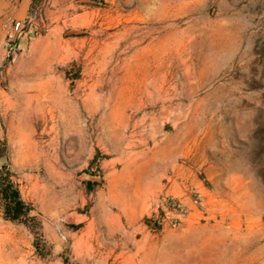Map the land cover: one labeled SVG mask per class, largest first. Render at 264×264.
<instances>
[{
    "label": "rangeland",
    "instance_id": "obj_1",
    "mask_svg": "<svg viewBox=\"0 0 264 264\" xmlns=\"http://www.w3.org/2000/svg\"><path fill=\"white\" fill-rule=\"evenodd\" d=\"M0 172V264H264V0H0Z\"/></svg>",
    "mask_w": 264,
    "mask_h": 264
},
{
    "label": "trees",
    "instance_id": "obj_2",
    "mask_svg": "<svg viewBox=\"0 0 264 264\" xmlns=\"http://www.w3.org/2000/svg\"><path fill=\"white\" fill-rule=\"evenodd\" d=\"M0 201L6 220L13 223H25L32 209L22 199L20 191L4 172H0Z\"/></svg>",
    "mask_w": 264,
    "mask_h": 264
},
{
    "label": "bare ground",
    "instance_id": "obj_3",
    "mask_svg": "<svg viewBox=\"0 0 264 264\" xmlns=\"http://www.w3.org/2000/svg\"><path fill=\"white\" fill-rule=\"evenodd\" d=\"M48 85H46L45 86V89L47 90L48 88ZM44 89V90H45ZM46 92V91H45ZM43 95H44V93H43ZM51 103L52 104H54V105H56L57 107H61V108H65V106L67 105V100L61 95V94H57L56 93V95H54V96H52L51 97ZM44 101H46V100H43V101H40L38 104L40 105H42L43 106V110L44 111H46L49 115H50V117H51V119L53 120V108L52 107H50V106H47L46 104H44L43 102ZM50 105V104H49ZM47 119V118H46ZM44 122L46 123V120H44ZM68 122H70V120L68 121ZM27 136H29L28 138L30 139L31 137H30V135H27ZM31 142V141H30ZM28 144H30L29 142H28ZM32 144V143H31ZM31 148H32V145H31ZM31 151H33L32 149H30ZM29 150V151H30ZM35 150V149H34ZM36 152V151H35ZM43 152H44V150H43ZM45 153V152H44ZM30 154V153H29ZM32 154V156H33V153H31ZM35 154V153H34ZM35 156H37V155H35ZM39 157V156H38ZM58 200V199H57ZM57 202V201H56ZM55 202V203H56ZM54 203V202H53ZM56 208H57V206H56ZM95 245V244H94ZM93 245V246H94ZM91 246V245H90ZM90 248V247H89Z\"/></svg>",
    "mask_w": 264,
    "mask_h": 264
},
{
    "label": "built area",
    "instance_id": "obj_4",
    "mask_svg": "<svg viewBox=\"0 0 264 264\" xmlns=\"http://www.w3.org/2000/svg\"><path fill=\"white\" fill-rule=\"evenodd\" d=\"M15 40H16L15 34L11 32L8 37V47H10L11 49L15 48L16 46V44L14 43Z\"/></svg>",
    "mask_w": 264,
    "mask_h": 264
}]
</instances>
